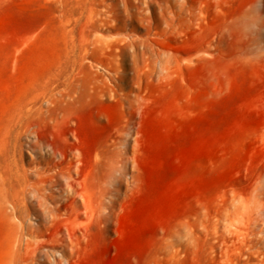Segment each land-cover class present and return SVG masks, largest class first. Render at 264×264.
Wrapping results in <instances>:
<instances>
[{
	"label": "rangeland",
	"instance_id": "rangeland-1",
	"mask_svg": "<svg viewBox=\"0 0 264 264\" xmlns=\"http://www.w3.org/2000/svg\"><path fill=\"white\" fill-rule=\"evenodd\" d=\"M263 205L264 0H0V264H264Z\"/></svg>",
	"mask_w": 264,
	"mask_h": 264
},
{
	"label": "bare ground",
	"instance_id": "bare-ground-1",
	"mask_svg": "<svg viewBox=\"0 0 264 264\" xmlns=\"http://www.w3.org/2000/svg\"><path fill=\"white\" fill-rule=\"evenodd\" d=\"M61 160V159H60ZM68 174H66V172H64V171H61L60 170V172H56V173H52V174H50V175H48V176H46V178H42V179H40L39 180V182H36V183H34L33 184V187H35V191H38L39 193H41L42 194V198H43V200L45 201V202H54L55 203V205H54V207H52V208H50L49 207V209L47 208V210H49V212L50 213H52L51 215L52 216H56L57 215V211L58 210H61V208H62V204H63V199L65 198H63V193H61L60 192V194H56L55 192H53V191H51V190H49V189H47V187L48 186H46V185H50V186H55V187H57V186H59V185H62L63 183H65V182H63L64 180V178L67 180V185L68 186H71V188H73L74 190H76V187H77V183H78V181L76 180V179H72V175H71V170H68ZM46 175V174H45ZM42 177H43V175H41ZM45 177V176H44ZM31 186V185H30ZM79 186V185H78ZM261 186V185H260ZM263 187V186H262ZM62 188V186L60 187V189ZM67 188V187H66ZM29 189V188H28ZM55 189V188H54ZM57 189V188H56ZM67 189H69V188H67ZM62 190V189H61ZM29 191V190H28ZM55 191V190H54ZM68 191V190H67ZM37 192V193H38ZM74 192V191H73ZM256 192H257V190H256ZM22 193H24V191L22 192ZM26 193H28V192H26ZM25 193V194H26ZM30 193V192H29ZM31 193H32V190H31ZM36 193V192H35ZM35 193H33L34 195H35ZM70 194H71V192H69ZM68 193V194H69ZM260 193H261V191H260ZM74 194H75V192H74ZM257 194H258V192H257ZM21 195H23V194H21ZM39 195V194H38ZM67 195V194H66ZM255 195V194H254ZM259 195V194H258ZM31 196H32V194H31ZM69 196V195H68ZM19 197V196H18ZM21 197V196H20ZM253 197V196H252ZM255 197V196H254ZM17 198V197H16ZM15 198V199H16ZM25 198V197H24ZM24 198H22V199H24ZM66 198H67V196H66ZM257 198V197H256ZM31 199H32V197H31ZM68 199V198H67ZM26 200L27 199H25V202H26ZM42 200V202H44ZM253 200H255V199H253ZM20 201H21V199H20ZM256 202H258L259 203V201H257V200H255ZM255 201H253L254 203H256ZM13 202V201H12ZM15 202V201H14ZM17 202H18V200H17ZM45 202H44V204H45ZM245 202H247V200L246 201H243L242 203H245ZM16 203V202H15ZM15 203H13V205L15 204ZM19 203V202H18ZM16 205V204H15ZM18 205V204H17ZM43 205V204H42ZM50 205H52V204H50ZM243 205V207L245 206L244 204H242ZM254 205V204H253ZM258 205V204H257ZM35 206V205H34ZM46 206H47V204H46ZM247 206H249V204H246V208L247 209H250V208H248ZM251 206H252V204H251ZM264 206V205H263ZM262 206V207H263ZM20 207V206H19ZM242 207V206H241ZM250 207V206H249ZM45 208V207H44ZM238 208H240V206L238 207ZM245 208V209H246ZM259 208V207H258ZM261 208V207H260ZM17 210V209H16ZM263 210H264V208H263ZM19 211V210H18ZM62 211V210H61ZM247 212H250V211H247ZM20 213V212H19ZM61 213V212H60ZM64 213V212H63ZM14 214V213H13ZM249 214V213H248ZM17 215V214H16ZM242 215H244V214H242ZM261 215V214H260ZM18 216V215H17ZM245 216V215H244ZM61 217H62V215H61ZM51 218H53V217H51ZM21 219V218H20ZM24 219V218H23ZM57 219H61L60 217H57ZM52 220V219H51ZM22 221V220H21ZM24 221V220H23ZM24 222H26V221H24ZM57 222H59V221H57ZM26 224V223H25ZM18 225V224H17ZM22 225V224H21ZM18 226H20V225H18ZM28 226V225H27ZM26 226V227H27ZM23 227V226H22ZM32 228V227H31ZM24 230V229H23ZM28 230V229H27ZM30 230V229H29ZM241 229H239L238 230V228H237V230L235 231L236 232V234H237V232H238V234H240L239 233V231H240ZM243 230H245V229H242L241 231L242 232H244ZM22 231V230H21ZM26 231V230H25ZM31 231V230H30ZM43 232V231H42ZM246 232V231H245ZM21 233H23V232H20V235H21ZM26 233H27V231H26ZM30 233V232H29ZM44 233V232H43ZM31 235H34L35 237H36V240H37V243H42L43 242V240H45V238L42 236V234L40 233V232H36V230H34V231H32L31 233H30ZM237 234V235H238ZM16 235H17V233H16ZM243 235V234H242ZM22 236V235H21ZM21 236H18V238L19 237H21ZM22 238H23V236H22ZM58 238V237H57ZM239 238H242V237H240V235H239ZM244 238H246V237H244ZM56 239V238H55ZM61 239V238H60ZM21 240V239H20ZM54 240V239H53ZM53 240H52V242H53ZM57 240V239H56ZM62 240V239H61ZM242 240H243V238H242ZM16 241V240H15ZM22 241V240H21ZM17 242V241H16ZM20 242V241H19ZM28 242H30V241H28ZM27 242V243H28ZM49 242V241H48ZM36 243V244H37ZM61 243H62V241H61ZM241 243H243V241L241 242ZM14 244V243H13ZM31 244V243H30ZM29 244V245H30ZM35 244V243H34ZM15 245V244H14ZM18 245H19V243H18ZM17 245V246H18ZM14 247V246H13ZM13 247H12V249H13ZM27 247V246H26ZM29 247V246H28ZM32 247V246H31ZM63 247V246H62ZM30 248V247H29ZM64 249V250H63ZM62 250L63 251H65V248H63ZM14 250H15V248H14ZM30 250V249H29ZM33 250H35V249H33ZM33 250H31V251H33ZM22 251V250H21ZM35 252V251H34ZM33 252V253H34ZM29 253H30V251H29ZM56 253H58L57 251H56ZM62 253V252H61ZM64 253V252H63ZM34 255H35V253H34ZM62 255V254H61ZM56 257V256H55ZM55 257H54V259H55ZM61 259V258H60ZM57 260V262H58V259H56ZM62 261H65V260H63V259H61ZM56 263V262H55ZM54 263V264H55ZM64 263V262H63ZM66 263V262H65ZM69 263V262H68ZM57 264V263H56ZM58 264H61V263H58Z\"/></svg>",
	"mask_w": 264,
	"mask_h": 264
}]
</instances>
